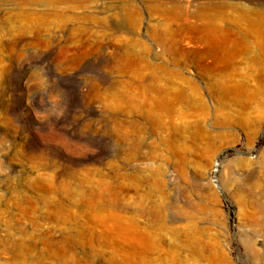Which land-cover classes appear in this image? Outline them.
Segmentation results:
<instances>
[{
    "label": "rangeland",
    "instance_id": "obj_1",
    "mask_svg": "<svg viewBox=\"0 0 264 264\" xmlns=\"http://www.w3.org/2000/svg\"><path fill=\"white\" fill-rule=\"evenodd\" d=\"M0 264H264V0H0Z\"/></svg>",
    "mask_w": 264,
    "mask_h": 264
},
{
    "label": "bare ground",
    "instance_id": "obj_2",
    "mask_svg": "<svg viewBox=\"0 0 264 264\" xmlns=\"http://www.w3.org/2000/svg\"><path fill=\"white\" fill-rule=\"evenodd\" d=\"M219 14L220 13L218 12V10H211L210 7L204 8V10L199 14V16H200V18L202 20L201 26L205 27L206 29H208L210 31L208 35H210V37H212V39H213V41L215 43L214 47H216V48L220 47L221 40H224V38H225L224 37L225 33L223 31V28L217 22V17L219 16ZM209 55H211L212 58H213V62H212L211 65H210V63H208V60H207ZM223 56H224L223 54H191V61H192L193 64H195L197 66H200V67H203V68H208V67H210L212 65H215V66L219 65V63L224 58ZM225 56H226V54H225ZM163 95H166V94H163ZM163 97L164 96H161V98H163ZM158 100L160 101L161 99L159 98ZM163 100H162V102H163ZM44 182H46V180Z\"/></svg>",
    "mask_w": 264,
    "mask_h": 264
}]
</instances>
